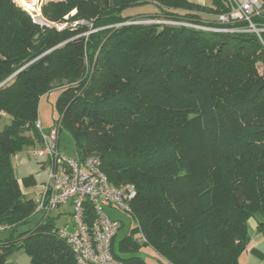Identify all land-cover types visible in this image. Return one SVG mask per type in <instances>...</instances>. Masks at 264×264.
Segmentation results:
<instances>
[{
    "label": "trees",
    "instance_id": "16d2710c",
    "mask_svg": "<svg viewBox=\"0 0 264 264\" xmlns=\"http://www.w3.org/2000/svg\"><path fill=\"white\" fill-rule=\"evenodd\" d=\"M211 1L213 7L186 0L49 1L41 7L45 21L86 22L58 30L39 27L13 0H0V84L8 79L0 85V112L9 116L0 130V232H9L0 237V264L16 251L32 264H76L53 217L23 194L12 158L40 145L38 104L51 84L74 83L90 68L91 83L60 90L55 120L70 132L78 161L95 153L111 184L135 187L128 212L134 225L116 240L123 227L117 220L111 242L121 264H148L138 255L141 246L169 264H238L248 220L264 236V46L253 33L193 27L213 25L227 11L226 0ZM147 3L155 14L123 13ZM158 16L191 26H114ZM88 23L98 30L87 35ZM138 128L154 132L135 142ZM191 140L204 162L196 164L187 150ZM93 212L86 201L88 225ZM35 213L41 216L33 226L20 230Z\"/></svg>",
    "mask_w": 264,
    "mask_h": 264
},
{
    "label": "built area",
    "instance_id": "2783aa9c",
    "mask_svg": "<svg viewBox=\"0 0 264 264\" xmlns=\"http://www.w3.org/2000/svg\"><path fill=\"white\" fill-rule=\"evenodd\" d=\"M226 3L227 11L216 14L215 24H194L193 27L212 32L253 33L264 46L261 36L264 33V0H226ZM43 22L58 30L67 25L75 27L78 23H86L83 20L71 24ZM35 126L41 142L29 155L40 159L47 171L43 188L35 197L36 211L47 215L62 204H70L75 230L68 232L60 228L58 234L71 247L76 264H121L111 252L112 238L118 231L119 222L104 211V205L129 212V202L136 195L134 185L111 184L101 171L100 160L95 153L78 161L61 152L58 147L60 120H55L47 129L39 120ZM86 201L94 211L89 225L84 221Z\"/></svg>",
    "mask_w": 264,
    "mask_h": 264
},
{
    "label": "rangeland",
    "instance_id": "374dc122",
    "mask_svg": "<svg viewBox=\"0 0 264 264\" xmlns=\"http://www.w3.org/2000/svg\"><path fill=\"white\" fill-rule=\"evenodd\" d=\"M15 2V4H17L18 6H20L21 8H23V10L27 11L32 19V21L37 24L39 27H45L49 25H46V23H44V16L42 14L41 11V7L46 4L49 1L52 2H58V1H63V0H31V2H28L30 0H13ZM157 7L154 4H143V5H139V6H133V7H129L127 9L124 10V14L125 15H153L157 12ZM74 11H72L71 13H73ZM67 17V16H66ZM207 20V19H205ZM135 22V23H127V22ZM130 21H126V22H120L118 24H114L115 27H119L121 25H126V24H142V25H149V24H166V25H173V26H177L180 25L181 23L184 25H189L191 26V22H187V21H178V20H173V19H168L165 18L164 16H158V17H151V18H146V17H138V18H133ZM50 22V21H49ZM184 22V23H183ZM52 24H56V22H51ZM202 24V23H199ZM87 27L88 32H86V34H90L93 33L95 31H97L98 29H93L91 23H88ZM99 51V50H98ZM97 52L93 57L92 60V68L95 65L96 59H97ZM84 66L85 64H87V60L84 59ZM258 72L261 74L263 72V66L258 64ZM86 77L83 75H81V77L76 81V82H70L67 79H61L59 81H54L51 84L50 87V91L45 94L42 95V97L39 100V104H38V120L41 121L42 125H46V122L49 124L50 122H52L51 120L55 119L58 115L56 107H55V101L57 98L58 93L60 92V90L63 87L66 86H72L75 83L81 82L85 80V83L88 85L89 83H91L92 78H93V69H89V71L87 70L86 72ZM72 84V85H71ZM8 119L7 117H0V130L6 125L8 124ZM54 123V122H53ZM45 129V128H44ZM59 134H58V147L60 149L61 152H63L68 158L73 159V160H77L78 159V155L76 152V147H75V143L74 140L70 134V132H68L65 129L61 130V127H59ZM154 130L153 129H146V128H138L133 137L132 140L137 142V141H141L144 139H148L150 136H152ZM195 142V140H191L188 143V146L190 144H193ZM193 144L192 147L187 146V150L189 151V153L191 154L192 158L195 160L196 164H198L199 162H204V158L202 153H200L199 149L196 147V145ZM45 173V180L47 178V171L44 170ZM32 195H29L28 197H31ZM68 205V203L66 204ZM66 205H60L61 208L59 210H63L65 209L67 206ZM68 208V207H67ZM104 211L112 218H115L117 220H119L120 222L123 223V227H121L118 231V233L116 234V240L121 239L128 231V229L130 227H133L134 222L132 220V217L130 216V214L128 212H125L121 209H114V208H110L104 205ZM55 213V212H54ZM54 213L52 215H54ZM68 213H63L61 215V220H59L57 223V225H61V223L63 221H67L70 222V218L68 216ZM41 214L40 213H35L34 215H32L29 224H27L26 226H23L20 228V230L22 229H26V228H30L31 226H33V224L40 218ZM75 230V229H73ZM8 231H2L0 232V237L8 235ZM135 239H139L140 236L139 234L134 235ZM14 255V254H13ZM138 255H140L141 257H143L146 262L148 264H169L163 257H161L159 254L156 253V251L154 249H152L149 246H141L140 251L138 252ZM10 264V263H9Z\"/></svg>",
    "mask_w": 264,
    "mask_h": 264
},
{
    "label": "crops",
    "instance_id": "0c3cea01",
    "mask_svg": "<svg viewBox=\"0 0 264 264\" xmlns=\"http://www.w3.org/2000/svg\"><path fill=\"white\" fill-rule=\"evenodd\" d=\"M186 1L201 6L213 7L211 0H186ZM5 116L9 121V116L4 114L3 112H0V117H5ZM55 119L51 120L52 122H50L49 124L46 122V125L45 124L42 125L41 121L40 123L43 128L47 129L53 125ZM35 147H37L36 144L34 146L24 148L21 151L17 152L12 158L15 176L20 184V188L26 197L32 195L29 198H35L41 192L43 185L45 183V173H44L45 168L42 162L40 161V159L34 157L32 158L29 155V152ZM66 204H62V206ZM66 206L68 208L66 207L63 210H59L61 208V206H59L55 210L51 211L48 215L53 217L54 224L56 227L63 228L68 232H73L74 227L71 218H70L71 220L70 222L63 221L61 225H57L56 223L59 220H61V215L63 213L65 214L68 213L69 214L68 216L71 217V206L70 204ZM53 213L54 215H52ZM248 235H249V241L246 245L245 250L238 257V264H264V236L257 231L255 219L248 220ZM9 263L32 264L30 262L29 257L22 251H16L11 253L8 257V264Z\"/></svg>",
    "mask_w": 264,
    "mask_h": 264
},
{
    "label": "water",
    "instance_id": "95a60500",
    "mask_svg": "<svg viewBox=\"0 0 264 264\" xmlns=\"http://www.w3.org/2000/svg\"><path fill=\"white\" fill-rule=\"evenodd\" d=\"M7 80H8V79H6L5 81H7ZM5 81H4V82H5ZM4 82H3V83H4ZM3 83H1V84H3ZM1 84H0V85H1Z\"/></svg>",
    "mask_w": 264,
    "mask_h": 264
},
{
    "label": "bare ground",
    "instance_id": "6f19581e",
    "mask_svg": "<svg viewBox=\"0 0 264 264\" xmlns=\"http://www.w3.org/2000/svg\"><path fill=\"white\" fill-rule=\"evenodd\" d=\"M24 1H26V0H24ZM28 1V0H27ZM28 2H31V0L30 1H28Z\"/></svg>",
    "mask_w": 264,
    "mask_h": 264
}]
</instances>
